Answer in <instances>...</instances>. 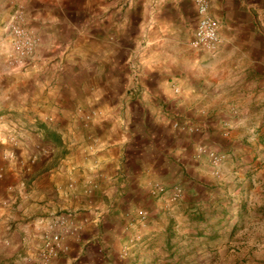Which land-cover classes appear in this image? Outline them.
Listing matches in <instances>:
<instances>
[{"label": "crops", "instance_id": "crops-1", "mask_svg": "<svg viewBox=\"0 0 264 264\" xmlns=\"http://www.w3.org/2000/svg\"><path fill=\"white\" fill-rule=\"evenodd\" d=\"M160 1L163 0H147V4L152 3L149 8L156 9ZM139 5L143 7L144 0H135V8ZM0 6L9 9L6 0H0ZM86 6L89 8L90 4L82 5L76 12L89 16ZM72 11L75 12V7L68 0L26 1L27 23L39 38L32 58L36 69L32 75L38 80L31 88L18 93L0 90V113L13 112L21 128L31 129L26 131L24 142L29 143L30 153H36V160L29 167H22V171L16 166L20 169L17 173L10 172L0 180V199L5 197L7 185H14L16 191L21 185L20 176L25 180L22 191H17L19 195L15 192L7 211L0 207V264H41L38 254L45 230L54 214L62 209L70 211L75 234L66 239L69 250L50 264H152L153 257L159 254L147 245L154 240L155 232L150 229L157 223L151 220L153 224L149 229L140 232L131 222L133 212L140 207L141 197L153 181L170 183L173 178L189 172L187 167H194L196 174L206 176L201 172L202 164H190L186 153L193 152L202 139H197L190 131L183 134L173 131L174 114H180L187 128L198 126L206 133L205 128H213L228 116L225 111L237 97H248L251 105L252 100L264 96V69L257 66L262 63L261 57L258 61L250 42L253 16L244 0H210V12L218 21L220 39L213 58L223 57L220 77L214 72L205 75L203 63L197 73L174 71L170 61L172 49L176 47L178 53L180 48L177 40L175 46H171L173 36L169 31L178 30L177 26L166 15L162 19L157 16L148 20L142 16V21L148 22L146 44L149 49L138 56L141 75L135 88L114 89L107 83L112 78L104 75L94 89L85 87L84 82L83 88L71 87L65 91L46 86L53 73L37 70L44 59H54L44 57L46 54L41 50L50 51L59 42L57 35L63 28H75L64 18ZM195 14L197 17L196 11ZM196 22L197 18L187 39L188 45ZM84 26L91 32L90 21L85 20ZM88 78L92 80V73ZM57 80H60L58 74ZM82 90L84 104L79 100ZM77 105L83 106V111L90 108L100 113L85 130L79 127L82 115L75 114ZM66 115L69 120L64 122ZM205 119L209 123H205ZM49 125L52 129L48 134L44 128L48 129ZM110 133L114 136L109 137ZM49 143L52 148L46 150ZM173 159L184 164V168ZM91 182L96 185L93 193L87 195ZM221 192L217 194L223 195L224 190ZM207 194L212 198L213 194ZM189 198L183 203L187 211L203 203L192 196ZM228 214L221 213L213 220L226 227L230 222H237ZM199 223L200 238H207L204 226L207 219L202 218ZM141 235V241L129 243ZM127 243L130 245L127 255L119 259L121 246Z\"/></svg>", "mask_w": 264, "mask_h": 264}, {"label": "rangeland", "instance_id": "rangeland-1", "mask_svg": "<svg viewBox=\"0 0 264 264\" xmlns=\"http://www.w3.org/2000/svg\"><path fill=\"white\" fill-rule=\"evenodd\" d=\"M6 1L8 10L0 6V90L18 93L31 88L35 80H38L32 75L36 71L32 58L39 38L27 23V0ZM68 3L75 7V12H67L64 18L75 28H63L57 35L59 42L50 51L41 50L46 54L44 57H54L53 61L44 59V64L38 65L39 73H53L46 86L64 88L66 91L71 87L83 88L85 82V87L94 89L104 79V75H107L112 78L107 83L114 89L135 88L134 85H137L136 81L141 75L138 56L149 49L146 44L148 22L142 21V16L148 20L152 17L156 19L157 16L162 19L166 15L177 26L178 30L174 28L169 31L173 36L171 46L174 47L177 40L180 48L178 53L175 52L176 47L172 49L174 53L170 61L174 71L182 74L185 71L197 73L200 71L198 67L203 63L202 72L205 75H208L206 72H214L218 74L217 77L221 76L223 57L216 55L213 58L218 46L211 52L193 49L188 45L187 39L198 18L191 0H163L156 4V9L149 8L153 4L148 5L147 0H144L143 7L139 5L138 8L134 6L135 0H68ZM87 3L90 4L89 8L86 6L89 16L83 15L82 11L76 12ZM244 3L253 16L254 27L250 42L254 52H257V60L261 57L262 62L257 66L258 69H264V0H244ZM141 8L143 11H140ZM85 20L90 21L91 32L85 29ZM9 21L18 23L31 37L33 46L29 52L19 54L12 36L6 30ZM253 72L254 70L250 74L253 75ZM90 73L93 78L89 81ZM57 74L60 80H57ZM213 81H209L212 82L211 86ZM198 85L201 86L200 81ZM176 90L177 88L174 91ZM83 91L79 100L84 104ZM247 99L244 95L237 97L236 102L230 103L225 111L228 116L213 128H205L206 133L198 126L187 128V123L179 118L180 114H174L177 120L172 122L173 131L181 134L190 131L197 135V139H202V142L195 145L193 152L188 151V156L185 155L190 164H202L201 172L206 176H199L194 167H187L189 172L182 176L180 174L177 179L173 178L174 181L170 183L153 181L145 196L141 197L140 207L133 212L135 214L131 213L134 216L131 222L140 232L149 229L150 224H153L151 220L157 223L156 227L153 225L154 228L150 229L155 232L154 240L151 239V243L147 245L148 249L152 248L159 254L153 257L152 264H264V96L252 100L251 105ZM66 101L71 104L69 100ZM76 109L78 110L75 114L82 115L79 127L83 130L92 119H97L100 115L98 111L90 108L83 111L81 105H77ZM220 114L224 116L223 113ZM15 117L13 112L0 113V180L10 172L17 173L20 169L16 166L21 169L29 167L36 160V153H30L29 143L24 142L26 131L31 129L21 128ZM68 120L66 115L63 121ZM204 122L209 123L206 119ZM50 125L48 129L44 128L48 134L52 129ZM113 136L112 133L109 134V137ZM53 140L52 142L55 141ZM46 146V150L52 148L51 143ZM211 153L218 157L216 163L212 161ZM173 161L176 162L177 159ZM176 164L184 168L180 161ZM18 182L21 185L17 188L22 191L21 186L25 184V180L20 176ZM95 185L93 182L89 183L87 195L93 193ZM177 189L179 195L173 200V193ZM221 189L224 190L223 195H218L217 191L221 192ZM18 190L15 191L12 184L7 185L5 197L0 199V207L7 211ZM207 192L213 194L212 198ZM191 196L203 203L197 205L198 208L187 211L183 208V203ZM224 211L237 222H230L227 227L214 222L213 219L221 213L225 216ZM194 213L207 219V225H204L207 228V238H200L201 229L197 228V224H200L199 220L202 218L197 220ZM69 214L70 211L64 209L56 212L49 225L50 227L56 220L64 219L65 223L58 224L55 229L62 233V243L66 249L45 262L41 259L43 242L38 254L41 264H50L54 258L69 250L66 239L75 234V225ZM49 227L45 230L44 240L50 231ZM141 238L142 235L129 243L133 244L137 239L141 241ZM128 246V243L121 246L119 259L127 255Z\"/></svg>", "mask_w": 264, "mask_h": 264}, {"label": "built area", "instance_id": "built-area-1", "mask_svg": "<svg viewBox=\"0 0 264 264\" xmlns=\"http://www.w3.org/2000/svg\"><path fill=\"white\" fill-rule=\"evenodd\" d=\"M191 1L194 4L198 18L189 45L193 49L213 52L216 50L220 39L218 36V21L210 13V0ZM6 30L12 36L19 54L22 55L31 50L33 41L22 26L14 21H9L6 25ZM211 155L212 161L216 163L218 157L212 153ZM159 190H162V188L159 187ZM178 192L179 189L173 193V200L179 195ZM60 223H65L64 219L56 220L49 227L50 231L46 235L41 251V259L45 262L66 249L62 243V233L55 229Z\"/></svg>", "mask_w": 264, "mask_h": 264}, {"label": "trees", "instance_id": "trees-1", "mask_svg": "<svg viewBox=\"0 0 264 264\" xmlns=\"http://www.w3.org/2000/svg\"><path fill=\"white\" fill-rule=\"evenodd\" d=\"M193 215H194V217H195L197 220L202 218L200 214L194 213ZM168 237H169V235H168ZM168 237H167V238H168Z\"/></svg>", "mask_w": 264, "mask_h": 264}, {"label": "clouds", "instance_id": "clouds-1", "mask_svg": "<svg viewBox=\"0 0 264 264\" xmlns=\"http://www.w3.org/2000/svg\"><path fill=\"white\" fill-rule=\"evenodd\" d=\"M21 188H23V186H21Z\"/></svg>", "mask_w": 264, "mask_h": 264}]
</instances>
